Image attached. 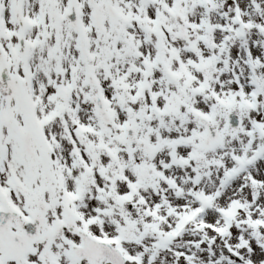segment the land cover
I'll list each match as a JSON object with an SVG mask.
<instances>
[{"label":"snow or ice","instance_id":"1","mask_svg":"<svg viewBox=\"0 0 264 264\" xmlns=\"http://www.w3.org/2000/svg\"><path fill=\"white\" fill-rule=\"evenodd\" d=\"M0 264H264V0H0Z\"/></svg>","mask_w":264,"mask_h":264}]
</instances>
